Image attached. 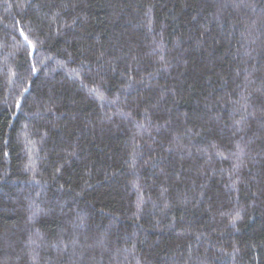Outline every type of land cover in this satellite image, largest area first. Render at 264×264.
Here are the masks:
<instances>
[{
    "label": "trees",
    "instance_id": "obj_1",
    "mask_svg": "<svg viewBox=\"0 0 264 264\" xmlns=\"http://www.w3.org/2000/svg\"><path fill=\"white\" fill-rule=\"evenodd\" d=\"M0 264H264V0H0Z\"/></svg>",
    "mask_w": 264,
    "mask_h": 264
}]
</instances>
